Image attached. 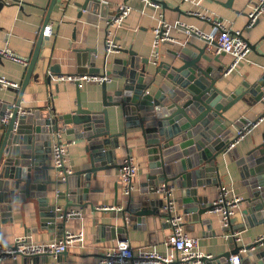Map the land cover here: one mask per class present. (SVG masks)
Returning a JSON list of instances; mask_svg holds the SVG:
<instances>
[{"label": "water", "instance_id": "water-1", "mask_svg": "<svg viewBox=\"0 0 264 264\" xmlns=\"http://www.w3.org/2000/svg\"><path fill=\"white\" fill-rule=\"evenodd\" d=\"M152 1L167 6L164 0ZM56 3L57 0H51L43 28L50 21ZM74 4L80 8L79 17L83 11L107 21L112 16L108 4L101 0ZM192 34L201 38L203 43L187 38L178 49L169 52V59H162L160 55L153 60L133 49H122L128 56L116 58L114 73L124 81L113 94H109L108 81L101 83L102 109L83 108L77 82L76 110L52 116L48 110L22 112L25 109H21L23 92L32 78L38 80L46 76L51 83L52 75L62 74L60 65L50 64L46 58H41L43 41L48 38L41 30L17 98L11 103L9 99L0 97V235L2 224L14 223L15 204H20L21 212L25 213V203L33 204L39 225L63 233L67 221L59 219L58 208H62L65 215L70 207L89 201L92 181L98 179L99 172L120 166L115 162L117 150L121 147L120 137L124 136L127 141L128 133L133 129H139L145 140L149 174L140 187L139 198L132 192L127 196V207L123 212H128L129 218L124 214L122 224L103 223L100 231L119 236V240L126 239L120 235L135 222L146 223L148 218L170 217L169 210L164 208L166 200L158 192L159 185L170 183L181 188L177 202L185 213V220L200 221L212 229L213 219L203 218L211 211L212 205L208 195L200 193L199 188L206 191L209 186L225 184L221 172L226 163L220 159L225 153L230 160H235L247 187V196L241 201L246 207L237 215L238 224L235 226L233 223L232 231L264 224V138L244 154L237 144L227 150L239 138L238 131L244 125L258 121L233 120L228 113L239 101L264 105V72L252 83L242 81L234 90L225 91L218 82L226 76L227 65H215L214 62H220V55H212L210 41L195 32ZM244 39L250 49L257 51V43ZM211 44L216 45V42ZM77 52L78 75L102 73L95 66L97 49L85 48ZM0 56H3L1 52ZM7 113L11 114L8 122L4 123L2 119ZM111 113L116 125L120 117H124L123 131H112ZM58 129L85 139L89 157V166L67 176L62 183L64 189L59 190L55 188L57 181L53 177L56 168L49 163L52 159V134ZM59 200H65V204H59ZM30 231L28 228L27 233ZM231 241L235 242V238L232 237ZM255 246L243 257V264H264V245L260 242L245 245L247 249ZM243 247L236 243L228 251L205 258V264H230L231 255ZM67 252L56 256L47 253L21 255L20 264H67L64 258ZM52 256L55 261H51Z\"/></svg>", "mask_w": 264, "mask_h": 264}, {"label": "crops", "instance_id": "crops-1", "mask_svg": "<svg viewBox=\"0 0 264 264\" xmlns=\"http://www.w3.org/2000/svg\"><path fill=\"white\" fill-rule=\"evenodd\" d=\"M84 0H57L51 12L50 23L53 25V34L47 36L43 41L41 58H46L50 64H58L62 74L78 75V52L79 49L95 48L98 50L95 66L100 72H111L108 75L112 78L108 82L109 94H113L114 89L123 84L124 78L118 73H114L117 63L116 58L127 57L128 54L122 49H133L139 55L153 59L154 54V28L160 19L168 22L177 20L189 27L202 32H211L213 22L202 15L218 17L223 20L232 31L240 30L244 38L252 44L257 43V51L250 50L247 58L242 60L238 67L230 74L226 75L218 82V86L227 92L234 90L242 81L254 82L264 72V12L259 16L258 21L253 25H248L249 14L254 9L257 0H164L167 6L161 4L155 7L150 1L145 0H101L108 4L109 14L113 15L114 5L120 2H127L133 9L124 20L123 25L116 30V41L120 48L113 52H108L106 48V28L107 20L98 18L96 14L90 15L83 11L79 17L80 8L74 2ZM51 0H0V49L9 47L14 52L29 57L34 52L39 34L37 31L43 26ZM201 13L202 15H200ZM46 36V35H45ZM189 38L198 43H203L201 38H196L192 33L182 28H172L170 39L164 40L157 47L162 59H169V52L178 49ZM172 42V43H171ZM209 50L212 55H220V62L215 65H228L232 56L228 53L217 52L216 45L210 44ZM107 60H105V54ZM82 56V54H80ZM83 61V56L80 57ZM27 66L16 63L9 58L0 56V75L12 80L22 82L25 78ZM77 82L74 81H47L46 76L30 80L26 86L21 100V109L25 110H48L52 116L66 113H73L77 108ZM80 86V100L83 108L93 110L102 109V84L97 82H83ZM21 88V87H20ZM19 88V89H20ZM19 89L0 88V97L9 99L11 103L17 98ZM264 113V105L261 102L249 105L245 101H239L228 113L233 120L244 118L248 122L258 120L250 131L238 142L237 146L242 154L263 141L264 138V118H260ZM124 117H120L116 125L113 114L110 115L112 131H123ZM237 132L236 127H234ZM65 137L69 140H76L70 147L69 162L74 171L89 166L87 155V141L79 139L74 134L66 132ZM121 147L117 150L115 162L120 164L123 157L132 152L138 159L140 171L134 179V189L132 194L139 198L140 187L147 180L149 174V160L146 151L145 140L141 137L139 129H133L128 133V140L124 136L120 137ZM223 162L226 167L222 169L224 183L229 185L233 194L245 198L247 187L243 183L239 168L235 160H230L228 154H223ZM49 163L53 164L52 159ZM118 168L99 172V177L92 181L89 201H82V205L74 206L80 209L81 215L75 216L67 221L66 230H84L85 242L83 245L70 248L64 256L67 264H100L99 258L102 253L113 247L119 241V236L105 234L100 231V225L107 222L122 224L123 215L130 216L128 212H123L127 207V197L122 195ZM56 171H53L55 178ZM55 188L57 186L55 185ZM59 189H64V185H59ZM200 193H206L209 204L215 198L218 186H209L206 191L199 188ZM175 195L180 197L181 188L177 186ZM90 202V203H87ZM59 204H65V200H59ZM112 205L121 209L100 210L97 206ZM245 203L241 202L237 210L233 223L237 226V215L245 208ZM25 213L21 212L20 204H15L14 223L2 224L0 240L10 244L17 236L29 232L36 242H48L61 235L58 229L45 228L39 225L35 209L32 203H25ZM183 210V209H182ZM213 219V228L200 221L185 220V228L192 235L201 238V247L206 253L218 255L230 250L235 246V242L224 237V229L221 227L218 217L211 213H205L203 218ZM129 218V217H128ZM170 231L166 218L149 219L146 223L130 225L128 230L120 236L128 239L133 247L145 246L156 248L159 251L165 250L163 241ZM242 241L246 244L254 242L256 238L264 234V224L246 226L241 232ZM264 248V246H262ZM22 257L6 258L3 264H20ZM55 261V257H51Z\"/></svg>", "mask_w": 264, "mask_h": 264}, {"label": "built area", "instance_id": "built-area-1", "mask_svg": "<svg viewBox=\"0 0 264 264\" xmlns=\"http://www.w3.org/2000/svg\"><path fill=\"white\" fill-rule=\"evenodd\" d=\"M150 1L155 7H160L161 4L152 0ZM200 1V0H193ZM133 7L127 2H120L114 5V13L107 21L106 28V48L108 52H113L120 48V45L116 41V30L123 25L124 20L131 13ZM264 12V0H257L254 9L249 14V24L253 25L259 19V16ZM202 15L201 13H199ZM213 22V30L211 32H202L198 29L189 27L183 22L177 20L175 22H168L165 19H160L158 25L154 28V54L153 60L160 57V53L157 47L164 40L170 39L172 28H182L187 32H195L201 37L208 39L210 44L212 41L216 42L217 52H225L232 56L231 62L227 65L228 69L225 75L234 71L240 62L247 58L249 51L251 50L247 41L243 38L240 30L232 31L231 28L220 18L202 15ZM43 33L46 36L53 34V25L48 22L44 28L43 26L37 31V34ZM0 52L10 60L19 63L23 66H28L30 58L22 56L9 47L0 49ZM104 71L98 75H71L60 74L52 75V79L56 81H74V82H97L111 81L110 75ZM21 83L16 80H12L6 76L0 75V88H14L19 89ZM31 110H23L22 112H29ZM11 113H7L2 119V122L6 123L9 120ZM264 117H261V119ZM258 122V121H257ZM256 122V123H257ZM251 125L246 124L238 131L239 138L231 143L227 150L232 149L237 142L247 134ZM65 129H58L53 132L52 141V161L56 168V181L57 190L59 185L64 183L67 176L74 173L69 162L70 147L75 143L74 139H67L65 137ZM140 171V165L137 157L128 152L122 159L118 168V175L120 181L121 192L123 196H128L134 189V179L138 176ZM177 186L175 184H161L158 186V192L166 200L164 208L170 212V217L166 218V223L170 227V231L165 237L163 244L165 245L164 251H159L156 248H149L145 246L133 247L128 239H121L113 247L107 248L99 258L100 264H205V258H211L214 255L206 253L201 247V238L196 235H192L185 228V213L179 208L177 202V196L175 195ZM242 197L232 193L231 188L227 184H223L218 187L217 194L213 199L211 205V213L218 217L221 227L225 230L224 237L226 239L235 238V242L240 245H244L242 249L236 254H232L229 262L230 264H243V257L249 252L253 251L255 247L247 249L242 241L241 231H232L233 218L235 217L239 205L241 204ZM100 210H115L119 211L121 208L112 205H100L97 206ZM59 209V219H69L81 215L80 209L77 207H70L67 212L62 214L63 209ZM85 242L84 230L74 231L65 230L61 235L48 242H36L30 233H26L17 236L10 244H6L0 240V264H3L6 258H18L21 255H33V254H51L58 255L74 246L83 245ZM254 242H260V245H264V234L254 240Z\"/></svg>", "mask_w": 264, "mask_h": 264}]
</instances>
